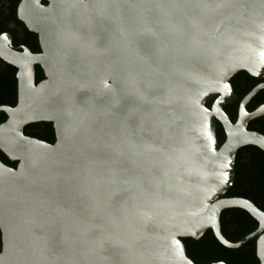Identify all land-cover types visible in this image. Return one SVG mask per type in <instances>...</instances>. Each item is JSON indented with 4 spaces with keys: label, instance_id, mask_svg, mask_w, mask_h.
Masks as SVG:
<instances>
[{
    "label": "water",
    "instance_id": "water-1",
    "mask_svg": "<svg viewBox=\"0 0 264 264\" xmlns=\"http://www.w3.org/2000/svg\"><path fill=\"white\" fill-rule=\"evenodd\" d=\"M17 17L40 52L0 34L18 90L0 107V151L17 162L0 160V264H195L182 239L209 229L229 249L257 238L264 264V211L224 196L237 151H264L247 129L264 105L246 108L262 86L235 123L223 109L234 75L264 77V0H20ZM39 122L53 144L25 135ZM230 208L258 223L237 242L221 233Z\"/></svg>",
    "mask_w": 264,
    "mask_h": 264
},
{
    "label": "trees",
    "instance_id": "trees-1",
    "mask_svg": "<svg viewBox=\"0 0 264 264\" xmlns=\"http://www.w3.org/2000/svg\"><path fill=\"white\" fill-rule=\"evenodd\" d=\"M20 0H0V34L9 31L14 38L22 41L32 52H40L38 36L30 32L17 17V7ZM46 4L45 1H43ZM248 74L246 72H242ZM44 79L40 67L36 70V83ZM239 93V100L234 106L226 105L224 110L232 115L233 120L239 109L240 100L245 93L241 92V85H235ZM17 79L14 68L7 73L0 72V106H15L17 103ZM263 96V95H262ZM258 95L257 98H260ZM262 98V97H261ZM6 114L0 113V124L6 121ZM27 136L53 144L55 131L52 123L39 122L24 128ZM264 134V130L261 131ZM220 144L224 139L219 136ZM0 160L7 166H13L11 161L0 151ZM225 197H242L253 202L264 211V151L256 146H246L240 149L236 159V177L231 189ZM221 233L230 242H237L254 232L257 221L245 210L240 208L226 209L220 217ZM187 256L195 263H209L224 261L226 264H260L256 254V239H253L238 249L223 246L215 237L211 229L207 230L200 240L192 238L182 239Z\"/></svg>",
    "mask_w": 264,
    "mask_h": 264
},
{
    "label": "flooded vegetation",
    "instance_id": "flooded-vegetation-1",
    "mask_svg": "<svg viewBox=\"0 0 264 264\" xmlns=\"http://www.w3.org/2000/svg\"><path fill=\"white\" fill-rule=\"evenodd\" d=\"M4 33H10V32L9 31H6ZM10 46H11V48L16 49V50L21 51V52L23 51V48L26 47L25 44L22 41L14 38V37H13V40H12V43H11ZM33 53H37V52H33ZM11 67L14 68L15 69V73H17V69L15 67L11 66L10 64H8L5 61H3L2 59H0V72L7 73L10 70ZM38 67H40V66H38V65L35 66L36 70H37ZM230 83H231V85L233 87L234 93L237 95V99L232 104H229V106H231V107L234 106L236 104V102L239 100V93L236 91L235 85H241V92L242 93H245V94H248L251 90H253L254 88H256L258 86H262V88L259 90V92L247 104L246 108H247V111L248 112H253L258 107L264 105V77H262V78L252 77L249 74H245V73L240 72V73L234 75L230 79ZM258 95H261L262 98L261 97L260 98H257ZM243 98L244 97H242V99ZM215 99L216 98H214L211 101H209L206 104V106L208 108H211L212 107V104L215 101ZM241 100H240V102H241ZM2 106H7V105H2ZM224 107H223V109H224ZM0 113H3V112H0ZM226 114L229 116V118L231 119V121L233 123H235L237 121L238 111H237L236 119L235 120H233L232 115H230L228 112H226ZM247 129L249 131H255V132L261 133V131L264 130V115H262V116H260L258 118H255V119H252L251 121H249V123L247 125ZM216 135H217V138H218L219 141H220V139H219L220 138L219 137L220 135H222V137H223V139L225 141V139H226L225 131H224L223 126L221 125V123L218 122V121L216 122ZM244 147H246V146H244ZM244 147H242V148H244ZM242 148H240V149H242ZM238 151H237V153H238ZM237 153H236V159H237ZM11 163H12L13 166H10V167L16 168L17 162H11ZM235 167H236V163H235ZM254 239L257 240V238H254ZM218 262H224V261H215V262L200 263V264H212V263H218Z\"/></svg>",
    "mask_w": 264,
    "mask_h": 264
}]
</instances>
